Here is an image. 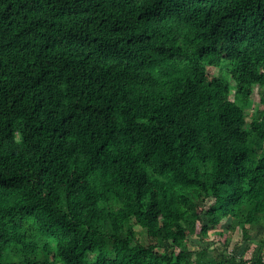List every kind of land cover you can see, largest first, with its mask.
<instances>
[{"label": "trees", "instance_id": "16d2710c", "mask_svg": "<svg viewBox=\"0 0 264 264\" xmlns=\"http://www.w3.org/2000/svg\"><path fill=\"white\" fill-rule=\"evenodd\" d=\"M257 225L264 0H0V264H264Z\"/></svg>", "mask_w": 264, "mask_h": 264}, {"label": "rangeland", "instance_id": "374dc122", "mask_svg": "<svg viewBox=\"0 0 264 264\" xmlns=\"http://www.w3.org/2000/svg\"><path fill=\"white\" fill-rule=\"evenodd\" d=\"M254 108L255 107L252 106V107H249L248 109L252 110ZM137 229L139 231V235L141 237H143L144 233H143L141 227L137 226ZM263 230H264L263 226H259V225H257L254 229L251 230L252 236L254 238L253 242L251 243V242H248V240H245V238H243L242 231H241V229L238 228L234 232V237H233L231 246L233 247L235 244L238 245V243L240 242L241 243L240 244L241 246L239 245L240 246V252H242L244 247H247L248 245H252V246L256 245V242L260 239L261 235L263 234ZM189 244L192 248H197L198 245L200 244V240L197 237H192ZM252 250L253 249H251L249 252H247V255H246L247 257L251 256ZM211 253H214L213 248H212Z\"/></svg>", "mask_w": 264, "mask_h": 264}]
</instances>
